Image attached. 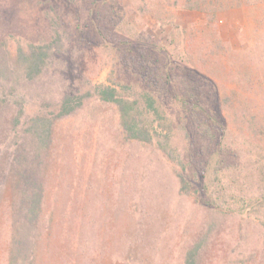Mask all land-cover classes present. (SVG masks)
Segmentation results:
<instances>
[{"label": "trees", "instance_id": "trees-1", "mask_svg": "<svg viewBox=\"0 0 264 264\" xmlns=\"http://www.w3.org/2000/svg\"><path fill=\"white\" fill-rule=\"evenodd\" d=\"M152 1L163 7L155 17L169 28L166 45L153 43L132 24L121 0H56L49 38L19 42L11 63L0 44V199L6 203L3 213L9 227L6 264H37L43 225L53 221L59 206L69 246L58 264H100L108 249L104 232L109 236L117 226L116 216L111 214L114 222L106 220L105 204L91 197L103 194L99 189L104 178L84 171L91 163L88 150L79 154L76 148L68 154L58 136V127L93 105L85 117L103 121L109 115L127 145L152 146L171 170L176 191L166 210L179 216L183 264H228L220 257L208 258L217 234L229 221L250 217L261 221L257 233L264 252V185L259 184L260 191L249 187L245 166L249 150L243 153L235 146L230 127L232 115L239 113L237 107L252 109L253 98L264 99V47L256 53L237 51L217 32L221 12L258 6L264 0ZM180 9L206 17L213 38L203 49L193 45L188 28L176 21L175 11ZM98 43L114 53L109 83H94L83 71L72 84L62 80L51 91L41 86L52 73L58 81L64 79V63L73 59L81 64L84 53ZM228 83L250 93L234 90L232 94ZM32 90H40L39 97L30 96ZM251 123L255 131L258 124ZM246 130L249 126H239L241 137L249 141L252 136ZM85 136L91 137L88 132ZM70 156L76 172L67 182L63 167ZM109 176V183L115 185L107 201L115 203L114 213L128 209L139 220L145 219L149 213L143 197L136 195L133 207L123 205L120 200L126 193L115 189L119 185L115 174ZM93 178L98 184L91 186ZM184 201L203 212L202 220L183 212ZM121 237L108 264H144L148 258L139 249L152 248L142 224L134 234ZM247 257L240 264H260L258 256Z\"/></svg>", "mask_w": 264, "mask_h": 264}, {"label": "rangeland", "instance_id": "rangeland-1", "mask_svg": "<svg viewBox=\"0 0 264 264\" xmlns=\"http://www.w3.org/2000/svg\"><path fill=\"white\" fill-rule=\"evenodd\" d=\"M55 2L56 0H0V44L6 49L8 62H12L19 42L21 44L40 42L50 37L52 27L55 26L53 23V4ZM121 2L128 12L127 17L130 22L142 29L147 36L152 37L153 43L158 46L168 44L169 28L160 25L155 17L156 10L160 8L162 10V4L152 0H121ZM175 13L176 21L188 28L189 40L194 42L193 45L197 48L200 47L199 50L203 49L206 41L213 38V30L207 26L204 14L184 9L176 10ZM217 32L237 51L256 53L260 47H264V4L236 6L221 12ZM98 44L99 46H92L84 53V57L80 59L81 64L72 58L67 64L64 63L66 68L63 72L64 79L60 78L58 81L52 73L48 82L42 81L41 86L51 91L53 86L61 84L62 80L68 79V83L72 84L83 71L87 72L94 83H109L115 62L114 53L104 47L102 43ZM228 60L225 62L229 64ZM72 63L82 65V69ZM58 66L57 64L56 67ZM35 86L31 85L30 87ZM226 87L232 94L235 92L234 90L237 91V94L245 92L243 87L234 84L228 83ZM39 93L40 90H32L29 95L35 98L39 97ZM238 96L236 95V97ZM18 99L21 100V96H18ZM31 100L33 101V99ZM251 101L255 108L250 109L249 107L248 110H245L237 107L239 113L237 116L232 115L230 127L237 139L235 146L237 145L243 153H247L249 150L246 155L248 162L245 165L246 173L249 171L250 174L247 179L249 180L248 185L251 189L257 187L260 191L259 184L260 186L264 185V133H262L264 114L261 113L264 112V99L258 96ZM33 104L35 105L34 101ZM233 104L235 105V103ZM30 106V104L27 105L28 110L32 109ZM93 107L94 105L88 106L86 110L79 112L68 122L58 127V136L68 154L71 149L74 152V149L78 148L79 154H84L83 151L88 150L91 163L84 171L94 177L98 175L104 178V185L99 189L103 190V194L90 196L96 200L97 204L102 202L103 205L105 204L104 218L106 220L114 222L111 214L116 216L117 226L109 236L104 232L108 249L100 257L99 263H110V254L117 248L116 245L120 246L122 234H134L138 224L141 223L152 248L150 252H148V246L146 248L145 245L139 249V254L148 258L144 264H183V253L180 248L182 244L178 240L180 233L177 231L179 230L177 228L179 216L172 217L166 210L167 201L171 200L170 197L176 191L175 179L171 170L162 162L152 146L147 144L141 146L134 143L127 145L115 121L109 115H105L104 119L106 120L103 121L85 117ZM95 111L97 114L99 113V109ZM252 120L258 124L255 131L251 129ZM241 124L244 127L249 126V132L246 130L252 136L249 141L241 137V131H239ZM86 132L90 133L91 137L85 136ZM249 142L252 145H248ZM256 158L258 159L256 160ZM72 159V156L68 157L67 163L63 167L67 182L76 172ZM112 173L115 174V181L119 184L115 186V189L118 187L120 191L126 193V196H123L124 200H120L123 205L130 204L133 207L136 195L139 197L140 194L143 197L149 213L145 219L139 220L138 216L130 214L128 209L114 213L112 204L115 203L109 204L107 201L108 195L114 190L112 186L115 185V183H109L110 181L107 179ZM90 184L91 186L97 185L96 178H93ZM194 206L196 205L193 202L184 201L183 212L187 211L197 220H202L203 212L197 207L194 209ZM5 207L6 203L0 199V264H6L9 249L7 244L9 227L3 213ZM182 208L181 210H183ZM62 211V206H59L53 221L49 223L48 220V223L43 225L37 264H58L61 254L64 255L67 246H69L67 244L69 240L64 237L65 231L60 224ZM260 223V219L250 217L243 222L237 219L223 225L222 230L217 234L213 252L208 258L220 257L225 262L227 260L228 264L243 263L249 255L258 256L259 259L264 260V252L260 249L257 233V231H261ZM64 239L66 240L64 241ZM252 249H255L256 252L249 253ZM261 260H258V263L264 264V261L261 263ZM253 262L255 261H250L247 264Z\"/></svg>", "mask_w": 264, "mask_h": 264}]
</instances>
